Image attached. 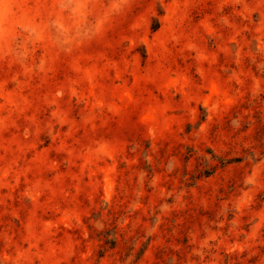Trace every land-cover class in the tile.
Segmentation results:
<instances>
[{
  "label": "rangeland",
  "instance_id": "obj_1",
  "mask_svg": "<svg viewBox=\"0 0 264 264\" xmlns=\"http://www.w3.org/2000/svg\"><path fill=\"white\" fill-rule=\"evenodd\" d=\"M0 264H264V0H0Z\"/></svg>",
  "mask_w": 264,
  "mask_h": 264
}]
</instances>
